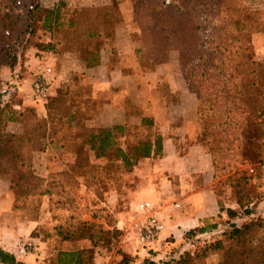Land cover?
I'll list each match as a JSON object with an SVG mask.
<instances>
[{
    "label": "trees",
    "instance_id": "trees-1",
    "mask_svg": "<svg viewBox=\"0 0 264 264\" xmlns=\"http://www.w3.org/2000/svg\"><path fill=\"white\" fill-rule=\"evenodd\" d=\"M110 1L111 11L103 12L95 4L69 6L68 0H53L52 4L48 0H0V69L17 62L24 64L31 49L62 55L65 69H76V61H81L86 68L98 66L102 58V28L109 41H114L116 31L125 30L121 4L136 0ZM146 2L156 25L154 40L160 51L150 61L138 50V62L143 70L155 71L169 62L172 53H177L183 80L195 96L200 144L210 155L213 181L223 177L212 190L217 195L223 187L234 189L236 203L248 213L254 198L250 189L253 174L247 175L236 166L261 163L264 155V59L257 56L253 44L254 33L264 32V22H260L258 16L262 9L248 7L247 0ZM42 27L51 31L49 42L39 39L37 32ZM71 74L57 96L50 100L48 97L43 103L48 105L51 119L66 118L78 129L82 141L71 150L76 162L49 176L36 172L34 154L44 151L40 141L46 137L45 121L29 113L16 116L10 106L19 88L12 86L7 102L2 100L0 93V179H8L10 190L18 201L17 208L25 205L29 198L48 197L50 203L55 201L70 211L71 215L56 227L62 241L87 240L96 246L109 241L110 233L102 225L82 219L88 211L84 212L73 200L71 187L76 184L75 175L87 178L95 173L90 156L100 159L110 155L116 159V167L121 173H132L140 161L163 155V136L159 131L136 144L121 143L126 138L127 128L136 125L108 128L98 124L95 118L81 121L79 112L73 110V101L68 103L67 94L71 85L80 84L86 73L78 70ZM82 102L88 105L90 115L98 112L96 103ZM5 114L9 116L5 117ZM13 122L20 124L17 131L7 129L8 123ZM142 125L153 128L156 123L152 116H147L142 119ZM103 210L90 211L92 218L101 219ZM226 213L230 219L238 214L231 208ZM112 226L114 234H119L116 219ZM261 226L259 220L241 227L232 224V230L223 233L225 240L206 244L196 255L185 253L179 259L162 264H199L211 252L222 254L218 264H264ZM206 232L207 226H198L184 236L190 238ZM83 253V250L64 252L61 264H86ZM152 256L145 258L142 264H156ZM135 259L123 255L115 264H132ZM0 264L26 263L0 247Z\"/></svg>",
    "mask_w": 264,
    "mask_h": 264
},
{
    "label": "rangeland",
    "instance_id": "rangeland-1",
    "mask_svg": "<svg viewBox=\"0 0 264 264\" xmlns=\"http://www.w3.org/2000/svg\"><path fill=\"white\" fill-rule=\"evenodd\" d=\"M48 1L51 4L53 3V0ZM68 3L72 7L82 4H95L103 12H109L112 9L110 0H68ZM245 3L253 9H262L258 16L259 21L264 22V0H247ZM63 11L62 13L65 15V11ZM121 12L126 17L127 24L132 26V31L136 35L135 46L140 49L141 54L146 59H150V61L156 58L159 55L160 47L154 40L157 30L148 10L146 0L123 2L121 4ZM102 31H105V29L102 28ZM37 34L41 42L50 41L51 31L47 27L40 28ZM28 54L33 55L38 62L29 64ZM52 56L53 54L40 53L36 49H31L26 54L27 60L24 64L17 62L14 66H2L0 69L2 100L8 101L11 88L15 86L13 83L17 81L19 89L14 93L13 102H11L12 106H10L17 114L16 116L20 115V113H29L45 121L44 131L46 132V137L40 141L42 147L44 146V151H37L34 154L35 170L41 176L53 174L51 172L52 168L65 170L67 166L73 165L76 162V156L71 150L82 141V137L78 134V129H76L73 122L66 118L56 119L55 117L51 119L48 105L44 106V103L37 102L33 96V83L37 73L42 70L41 67L43 66H50L53 69V84L51 85L49 100L57 96L58 90H61L62 86L66 85L71 78L63 65L60 70L57 69L51 60ZM158 68L161 73L160 82L155 85L153 83L155 75H152L151 79L148 75V85L146 87L149 112L156 121V126L153 128L131 126L125 131L126 138L121 143L136 144L138 141L152 137L161 131L173 138L178 152L183 155L187 153L190 146L200 143L201 136L197 123L195 96L188 91L183 80L176 52L171 54L168 63L162 64ZM140 85L142 86V84ZM87 90L88 88L83 85L78 88L70 87L69 95L67 94L68 103L71 100L73 101L71 103L74 106L73 110L79 112L78 117L82 118L80 119L81 121H83V118L90 116L87 110L88 105H84L82 102L84 101V95L88 93ZM140 93V99H142L143 93L142 91ZM66 103L65 101L64 105ZM135 112L142 114L144 110L142 106H139L135 109ZM8 116L9 114H5V117ZM19 128L20 124L17 122L8 123L7 126L10 131H17ZM61 144L63 145L62 149L65 151H56L54 146ZM192 155V158L185 160V163L179 167L180 172L188 178L190 174H197L196 171L206 165V160L201 152L196 151ZM89 160L96 168L95 173H92L87 178L75 175L76 184L71 187V192L77 205L84 212L88 211L82 216V219L86 222L102 225L103 229L110 233L109 241L105 240L96 246L87 240L62 241L57 236L56 227L61 223V220L71 215L70 211L58 206L55 201L50 203L48 197L29 198L25 205L17 208L18 201L12 192L15 199L13 214H11L12 222L14 224L18 223L16 219L24 213H26L28 219L37 218L40 222L39 226L31 234L20 236L17 243L18 255L28 257L29 264H61L62 253L80 250L84 251L83 262L86 264H115L121 261L123 255H130L138 259L141 251H145V254H150L146 257L156 254V250L152 248L153 244L144 245L138 238V229L135 225L140 220V215L135 205L137 202L149 200L160 209V213L166 212L164 213L165 220L166 218L171 219L173 212H171L170 208L174 206L177 209L176 205L180 200L176 198L167 200L163 199V197L170 196L171 190L174 189V184L171 188L169 182L166 180L162 181L159 178L156 181L160 182V196L162 197L153 193L149 199L138 200L135 198L131 200L128 197V191L135 178L130 173H121L117 169V162L113 155L100 159L90 156ZM170 162L166 163L169 164ZM236 167L247 175L253 174L250 189L254 193V198L248 208L250 212L246 213L244 208L242 209L238 206L234 189L230 187L221 188V191L216 195L219 204L218 215L201 224V226H207V232L190 238H186L184 236L185 233L179 242H176V238L173 235L168 237L165 241V245H169V248H167L168 253H164L158 259L160 263L157 262L156 264L179 259L185 253L196 255L206 244L219 239L225 240L223 233L231 231L232 224L241 227L250 221H262L260 235H264V155L261 163L257 162L255 165L249 163L238 164ZM253 169L255 170L254 173ZM147 173L150 174L151 171L147 170ZM152 173H155V171L153 170ZM137 178L139 177L137 176ZM222 179L223 177L214 180L212 186L219 183ZM170 181L172 182L174 179L170 178ZM189 182H192V180L187 179L183 184L186 185ZM117 190L119 191V199L116 195ZM230 208L238 213L233 219H230L226 213V210ZM102 209L105 211L101 212V219H93L90 211ZM116 210L119 213L123 212L126 214L125 219L128 224L125 226V230L118 228L119 220L122 217L119 215L115 216ZM115 219L117 220V228L120 230L119 234H114L112 224ZM214 225L217 227L213 228L212 226ZM221 260V253L211 252L199 264H218Z\"/></svg>",
    "mask_w": 264,
    "mask_h": 264
},
{
    "label": "crops",
    "instance_id": "crops-1",
    "mask_svg": "<svg viewBox=\"0 0 264 264\" xmlns=\"http://www.w3.org/2000/svg\"><path fill=\"white\" fill-rule=\"evenodd\" d=\"M128 16L130 17V15ZM123 18L125 30L116 31L114 41L110 42L106 37V32H101L102 58L98 66L86 68L81 61H76V69H73V67L67 68L66 72L70 74V77L72 75L71 72L74 71L79 70L86 73L82 78V82L80 84H72L71 88L85 86L88 88V93L84 95V100H89L98 105V112L94 115L91 114L88 119L93 120L95 118L98 124L108 128L115 125L145 127L142 125V119L152 116L149 112V101L146 96L148 75L150 79L152 75H155L153 83L158 85L161 80V73L159 68L155 71H146L141 68L137 57V51L140 49L135 46L136 35L132 31V26L127 24L126 17L123 16ZM253 44L257 56L260 59H264V32L254 33ZM116 52H118V55ZM28 57L29 64L38 62L33 55L28 54ZM51 60L57 69L60 70L62 63H64V57L59 54H53ZM57 82L59 81L57 80ZM13 84L19 88L17 81ZM141 91L143 93L142 99H140ZM139 106H142L144 110L142 114L135 112V109ZM161 133L163 136V155L157 158H146L139 162L134 171L130 173L135 179H133L128 191V197L131 200L135 198L138 200L149 199L153 193L162 197L160 196V182L156 181L157 179L166 180L171 184V188L174 184V189L171 190L170 196H164L163 199L176 198L180 202L176 205L177 209L174 206L170 208L171 212H173V215L170 214L172 216L171 219L166 218L165 220L164 213L166 212L160 213L164 222V230L160 234L159 239L153 243L152 248L156 250V254L151 259L155 263L158 262V259L164 253H168L167 248H169V245H165L168 237L173 235L176 238V242H179L186 232L201 226L208 219L217 216L219 210L218 199L212 190L213 171L210 155L206 153L200 143L190 146L187 153L182 155L178 152L174 140L164 132ZM62 146V144L55 145L54 149L56 151H65ZM196 151L201 152L206 160V165L196 171L198 175L190 174L189 178L185 177L180 172L179 167L185 163V160L192 158V153L194 154ZM168 161L171 162L167 164L166 162ZM62 170L61 168L56 170L52 168L51 172L57 173ZM147 170H150L151 173L148 174ZM153 170L155 173H152ZM170 178L174 179V181L171 182ZM187 179L192 180V182L186 183V185L183 184ZM178 187L179 189H177ZM116 195L119 199L118 190ZM142 202H137L135 207L137 208L138 204ZM14 204L15 199L10 190L8 179L3 177L0 179V247L13 253L19 260L29 264L28 257L18 255L17 243L20 236L31 234L39 226L40 222L37 218L28 219L26 213H24L16 219L18 223L14 224L11 217ZM120 213L116 210L115 216L119 215L122 217L119 220L118 228L125 230V226L128 224L125 219L126 214ZM148 255L150 254H145V251H141L139 253L140 257L135 259L134 264H142Z\"/></svg>",
    "mask_w": 264,
    "mask_h": 264
},
{
    "label": "built area",
    "instance_id": "built-area-1",
    "mask_svg": "<svg viewBox=\"0 0 264 264\" xmlns=\"http://www.w3.org/2000/svg\"><path fill=\"white\" fill-rule=\"evenodd\" d=\"M33 83V96L37 102L43 103L50 95L53 82L50 66L41 67ZM136 210L140 215V220L136 223L138 238L144 245L153 244L164 230V222L160 215V209L150 201L138 204Z\"/></svg>",
    "mask_w": 264,
    "mask_h": 264
}]
</instances>
